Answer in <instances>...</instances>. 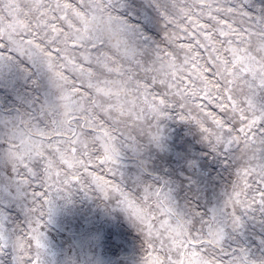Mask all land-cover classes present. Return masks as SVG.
I'll list each match as a JSON object with an SVG mask.
<instances>
[{"label": "snow or ice", "instance_id": "1", "mask_svg": "<svg viewBox=\"0 0 264 264\" xmlns=\"http://www.w3.org/2000/svg\"><path fill=\"white\" fill-rule=\"evenodd\" d=\"M142 6L151 15L134 22L130 0H0V72L23 71L21 61L46 76L51 97L0 138L9 187L29 201L23 231L9 232L0 213V264H57L51 231L78 204L98 214L76 224L63 264H126L117 257L129 233L112 223L121 218L138 234L137 264H264V252L228 244L243 221L264 222V7ZM176 119L212 153L238 154L210 212L182 206L167 182L125 174L130 155L165 150Z\"/></svg>", "mask_w": 264, "mask_h": 264}, {"label": "rangeland", "instance_id": "2", "mask_svg": "<svg viewBox=\"0 0 264 264\" xmlns=\"http://www.w3.org/2000/svg\"><path fill=\"white\" fill-rule=\"evenodd\" d=\"M136 5L135 21H142L144 14L151 15L142 6V0H130ZM256 9L264 7V0H255ZM133 19V17H130ZM159 40L163 33L154 28L149 33ZM17 63L23 71L5 68L0 72V138L5 135L11 122L17 120L26 112L38 110L46 99H50V87L46 76L33 75L35 69L21 61ZM257 103H264V98H258ZM7 125V126H6ZM167 141L164 151L152 150L142 158L129 156L123 168L129 182L148 177L147 182L159 180L167 182L173 189L176 199L182 206L192 210L211 211L223 203V194L230 190L234 180L238 154L233 152L227 158L223 154H214L201 138L199 130L191 124L178 119L167 122ZM5 148L0 146V213L2 222L9 232L23 231L27 223L26 213L29 201L23 194L17 196L15 184L9 187V181H15V173L3 164ZM230 161V163H229ZM98 210L91 205H76L74 208L62 209L56 217V225L50 238L57 252V264H63L65 254L69 253V241L77 231L78 222L85 223L84 217L95 216ZM113 224L123 223V229L129 233L128 243L117 259L126 264H137L141 255V243L138 234L121 219ZM87 226V225H86ZM264 240V222L257 213L256 219L251 217L243 221L239 228L228 239L232 246L249 248L259 257L264 249L260 242Z\"/></svg>", "mask_w": 264, "mask_h": 264}]
</instances>
